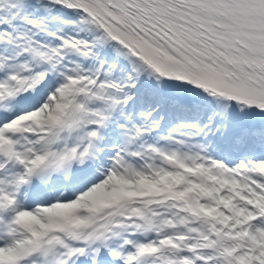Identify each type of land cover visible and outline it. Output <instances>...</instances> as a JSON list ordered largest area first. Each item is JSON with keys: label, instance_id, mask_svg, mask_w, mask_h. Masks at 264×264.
I'll return each mask as SVG.
<instances>
[{"label": "snow or ice", "instance_id": "1", "mask_svg": "<svg viewBox=\"0 0 264 264\" xmlns=\"http://www.w3.org/2000/svg\"><path fill=\"white\" fill-rule=\"evenodd\" d=\"M0 264H264V0H0Z\"/></svg>", "mask_w": 264, "mask_h": 264}]
</instances>
